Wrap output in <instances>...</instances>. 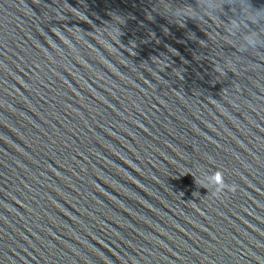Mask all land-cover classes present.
I'll use <instances>...</instances> for the list:
<instances>
[{
  "label": "water",
  "instance_id": "obj_1",
  "mask_svg": "<svg viewBox=\"0 0 264 264\" xmlns=\"http://www.w3.org/2000/svg\"><path fill=\"white\" fill-rule=\"evenodd\" d=\"M0 264H264V0H0Z\"/></svg>",
  "mask_w": 264,
  "mask_h": 264
}]
</instances>
